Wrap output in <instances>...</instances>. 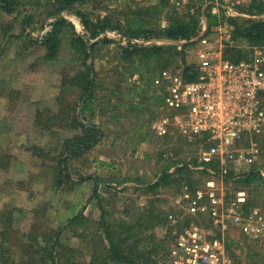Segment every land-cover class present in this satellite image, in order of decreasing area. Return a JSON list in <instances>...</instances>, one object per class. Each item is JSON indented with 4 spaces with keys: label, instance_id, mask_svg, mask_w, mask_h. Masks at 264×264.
<instances>
[{
    "label": "trees",
    "instance_id": "1",
    "mask_svg": "<svg viewBox=\"0 0 264 264\" xmlns=\"http://www.w3.org/2000/svg\"><path fill=\"white\" fill-rule=\"evenodd\" d=\"M98 2L99 0H0V11L4 14L23 15L24 31L21 36L27 39L30 45L40 47L44 61L54 62L59 58L64 36L69 34V55L71 54L78 64L75 69L62 71L61 87L67 93L73 92L76 97L66 100L63 95H59L56 99V102L59 101V108L56 111L47 107L36 110L34 123L45 131H52L54 126H57L64 131L76 132L62 138L57 146L56 187L61 188L65 183L73 186L76 182L93 179V196L98 199L100 211L94 229H89L90 221L82 208L67 218L62 226L50 228L44 236L41 235L42 237L33 231L22 233L14 227V211L0 213V264H167L168 244L171 239L169 224L171 218L179 215V212L160 209L162 201L164 202L159 194L160 189H171L172 196L180 191L183 183L194 188L200 185L204 178L202 173L192 169L197 166V157L188 163L168 157L154 181L145 186L144 195H149L151 199L135 215L123 211L124 216L120 217H115L102 205L103 198L96 192L97 178L79 177L77 181L71 178V172H68L70 162L95 148L104 136L101 126L91 120L95 118L97 111L98 114L104 115V110H114L115 112L109 115V120H133L139 130L146 128L150 134V124L160 115V107L163 105V91L153 85L155 77L160 71L168 69L171 59L176 56L182 59L184 78L191 81L196 77L192 72L193 65L184 61V50L193 45L194 39L200 33V11H179L167 0H158L153 5L129 8L114 15H93V11L88 10V7H94ZM28 6L45 12L44 18L35 23ZM237 11L246 17L229 19L233 30L230 42L225 43L223 48L224 58L233 62L247 58L254 47H264V18H258L264 16V1L253 0L250 5ZM65 14L73 17L74 21L68 20ZM205 16L208 26H212L213 20L207 13ZM162 17L166 23L164 27L159 24ZM107 31L117 37L118 41L109 38ZM33 33L36 35H32ZM160 40L162 42L151 43ZM177 42L183 43V50H176L173 43ZM238 42L245 43L249 49L232 46ZM112 44H116L119 51L110 70L117 79L116 82L123 84L129 77L137 75L135 82H127V88L123 92L117 87H101L94 67V53L103 46ZM124 73L127 77L123 76ZM102 90L107 93L99 95ZM114 96L116 99L113 102L111 97ZM170 134L172 132L165 134L163 139L169 141ZM145 135L139 136V143L146 140ZM193 140L196 143L190 142L199 147L201 141L198 138ZM261 140L259 143L263 153L264 136ZM31 150L32 155L38 158L49 155V151L46 152L42 148L32 147ZM162 156L164 154L160 152L158 159L163 160ZM252 168L240 178L229 172L224 183L237 185L259 180L264 189V175L255 164ZM194 174H199L200 177L193 176ZM201 177L202 180L198 183ZM105 182L108 190L116 191V183L112 186L113 182ZM135 190L139 191L140 187ZM248 206L254 207V203L250 200ZM183 224L178 222L177 227L181 228ZM158 228L165 229L162 237H157L155 233ZM78 231L81 233H77ZM67 232L81 238L84 245L82 249L62 242L61 237ZM241 240L248 241L244 237ZM238 242L227 239V250L231 256H234L232 248L240 249ZM252 245L245 256H258L264 251L256 244ZM79 256H87V260L80 259Z\"/></svg>",
    "mask_w": 264,
    "mask_h": 264
},
{
    "label": "rangeland",
    "instance_id": "2",
    "mask_svg": "<svg viewBox=\"0 0 264 264\" xmlns=\"http://www.w3.org/2000/svg\"><path fill=\"white\" fill-rule=\"evenodd\" d=\"M157 1L99 0L94 5L95 8L89 6L88 10H92L93 15H114L129 8L153 5ZM28 11L34 16L35 23L45 16V12L37 11L32 6H28ZM65 16L68 20L74 21L73 17L67 14ZM258 18L263 19L264 16ZM22 20V14L7 15L0 11V213L14 211V227L22 233L33 231L41 236L50 228L62 226L67 218L83 208L84 215L90 221L89 229H94L100 211L98 199L93 196V179L76 182L73 186L65 183L61 188L56 187L57 146L62 138L76 132L64 131L57 126H54L52 131H45L34 123L36 110L47 107L56 111L59 108V101L56 102L59 95H63L66 100L76 97V94L67 93L61 87L62 71L75 69L78 64L74 57L69 55L67 48L69 34L64 36L59 58L54 62H47L42 58L40 47L30 45L28 40L21 36V32L24 31ZM159 24L165 26L163 17ZM106 35L118 41V38L112 36L109 31ZM233 45L248 48V45L242 42ZM195 47L191 45L184 50V61L187 64L193 65L194 57L199 54ZM118 52L116 44L105 45L94 53L93 61L100 80L99 85L109 89L117 87L123 92L129 82L123 84L116 82L117 79L110 72ZM221 54L224 58L223 50ZM168 69L182 70L181 57L171 59ZM123 76L127 77V74L124 73ZM106 93L102 90L99 95ZM111 99L114 102L116 96ZM104 111L106 114L101 115L97 111L95 118H91L101 126L103 138L91 151L71 161L68 172H71L74 181L79 177L97 178L96 192L103 198L102 205L115 217L124 216L123 211L135 215L151 199L149 195H144L145 186L154 181L162 166L166 164L167 158H173L181 163L191 162L198 157L199 147L193 139L185 138L176 131H171V138L166 141V138L163 139L164 136H156L150 128V134L146 128L139 130L133 120L126 121L124 118L109 120V115H112L114 110ZM143 134H146V140L139 143L138 138ZM263 136L264 132L253 135L245 140L243 145L247 146L250 141L257 143L260 150L255 165L264 175V152L261 153L259 143L262 142ZM32 147L49 151L48 157L33 156ZM160 152L164 154L163 160L158 159ZM193 176L200 177L199 174ZM201 180L202 177L198 183ZM105 181L113 182L112 186L116 183L118 185L116 191L108 190ZM252 183V186L251 182L238 183L234 186L246 188L248 200L264 213L262 182L254 180ZM137 187H140L139 191L135 190ZM160 190V197L164 200L162 204L160 203L162 207L160 209L167 211L169 206L165 201L171 197V189ZM163 231L162 228L156 229L157 237H162ZM234 237L240 246V249L234 248L239 253L233 256L236 264H264V251L258 256L247 257L245 254L253 247L252 242L242 241V236L237 233ZM61 239L64 244L78 249L84 246L81 238H77L71 232L64 233ZM82 259L87 260V256Z\"/></svg>",
    "mask_w": 264,
    "mask_h": 264
},
{
    "label": "built area",
    "instance_id": "3",
    "mask_svg": "<svg viewBox=\"0 0 264 264\" xmlns=\"http://www.w3.org/2000/svg\"><path fill=\"white\" fill-rule=\"evenodd\" d=\"M167 1L179 11H200L201 30L193 42L199 50L192 69L196 77L185 79L181 69L160 71L153 85L163 91V105L150 129L156 136L176 131L198 138L197 166L192 169L204 178L194 188L183 183L167 199L169 209L179 215L170 220L166 263L236 264L226 245L227 239L236 240L235 233L264 249V213L248 206L246 188L224 183L229 172L240 178L257 161V143L243 142L264 132V49L254 47L237 62L221 53L233 30L229 19L246 17L237 9L253 0ZM205 13L213 20L210 27ZM173 44L183 49V43ZM136 80L137 75L128 78ZM178 222L184 223L181 228ZM231 252L239 254L234 248Z\"/></svg>",
    "mask_w": 264,
    "mask_h": 264
},
{
    "label": "crops",
    "instance_id": "4",
    "mask_svg": "<svg viewBox=\"0 0 264 264\" xmlns=\"http://www.w3.org/2000/svg\"><path fill=\"white\" fill-rule=\"evenodd\" d=\"M164 232V231H163Z\"/></svg>",
    "mask_w": 264,
    "mask_h": 264
}]
</instances>
